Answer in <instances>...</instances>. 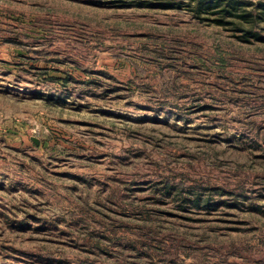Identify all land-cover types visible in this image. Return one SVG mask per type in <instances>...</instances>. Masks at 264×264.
I'll return each mask as SVG.
<instances>
[{
  "label": "rangeland",
  "instance_id": "obj_1",
  "mask_svg": "<svg viewBox=\"0 0 264 264\" xmlns=\"http://www.w3.org/2000/svg\"><path fill=\"white\" fill-rule=\"evenodd\" d=\"M174 1L0 0V264H264V40Z\"/></svg>",
  "mask_w": 264,
  "mask_h": 264
},
{
  "label": "trees",
  "instance_id": "obj_2",
  "mask_svg": "<svg viewBox=\"0 0 264 264\" xmlns=\"http://www.w3.org/2000/svg\"><path fill=\"white\" fill-rule=\"evenodd\" d=\"M155 5L187 9L197 17H203L205 21L226 26L240 33L238 37L244 41H251L253 38L264 40L257 30L258 22L264 20V1L254 5L253 2L246 0H175L174 2H157ZM193 203L200 206V199L195 198ZM210 205V202H207L205 207Z\"/></svg>",
  "mask_w": 264,
  "mask_h": 264
}]
</instances>
